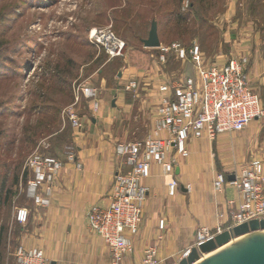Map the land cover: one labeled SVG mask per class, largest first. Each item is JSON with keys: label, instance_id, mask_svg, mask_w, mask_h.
Masks as SVG:
<instances>
[{"label": "rangeland", "instance_id": "rangeland-1", "mask_svg": "<svg viewBox=\"0 0 264 264\" xmlns=\"http://www.w3.org/2000/svg\"><path fill=\"white\" fill-rule=\"evenodd\" d=\"M92 28H109L125 43L123 56L109 59L92 46ZM152 28L162 47L198 46L199 60L179 61L171 50L161 63L160 49L143 43ZM242 57L264 106V0H0V264H15L16 249L33 238L34 217L46 209L24 196L27 160L37 151L60 157L73 145L65 112L74 105L75 86L122 94L137 81L130 95L142 94L139 106L161 74L193 77L199 64ZM86 106L73 108L89 116ZM151 106L149 99L146 113H133L150 120ZM253 123L254 154L264 160V120ZM147 130L139 124L128 140L140 141ZM20 207L29 213L23 225L14 217Z\"/></svg>", "mask_w": 264, "mask_h": 264}, {"label": "built area", "instance_id": "built-area-1", "mask_svg": "<svg viewBox=\"0 0 264 264\" xmlns=\"http://www.w3.org/2000/svg\"><path fill=\"white\" fill-rule=\"evenodd\" d=\"M88 42L109 59L123 56L125 43L109 28H92L87 35ZM161 63L172 50L176 59L190 56L199 60L200 50L194 46L188 52L180 44L171 47H158ZM247 59L231 58L222 63L196 68V75L174 79L161 76L157 79V103L153 115L151 135L140 141L119 142L114 145L115 157L125 169L115 174L109 203L104 207H92L86 214V226L91 234L103 241L111 255V264H118L132 253V239L139 231L142 220V207L148 190L141 180L149 177L151 164L162 167L167 172L171 163L166 157L174 153L184 156L187 142L191 138L207 137L212 140L221 134L244 131L251 123L264 120V107L258 95L252 90L246 70ZM137 81H129L124 91L138 89ZM74 105L65 115L73 129L82 127L81 117L73 108L84 101L93 115L100 108L99 90L88 84L74 87ZM61 157H53L35 152L26 163L28 177L24 196L35 208H47L51 204L57 175L65 161L73 163L80 171L82 164L77 162L73 145L65 146ZM169 194L173 195L178 182L167 175ZM233 180L228 181L224 173H218L213 181V190L222 192L227 184L237 192V208L229 216L225 228H200L191 248L185 249L179 260L186 258L192 248L213 239L218 234L231 231L233 227L251 220L264 219V166L260 158H253L236 168ZM232 204V202H231ZM29 213L24 207L16 210L15 221L25 224ZM163 222L159 227L163 228ZM156 247L143 253L142 264H167L160 259ZM15 264H49L40 248L19 246L15 252ZM171 264H178L173 262Z\"/></svg>", "mask_w": 264, "mask_h": 264}, {"label": "crops", "instance_id": "crops-1", "mask_svg": "<svg viewBox=\"0 0 264 264\" xmlns=\"http://www.w3.org/2000/svg\"><path fill=\"white\" fill-rule=\"evenodd\" d=\"M149 79L155 81L152 77ZM146 83L143 86L149 87ZM122 91L120 94L117 90L104 93L99 90L100 108L96 115L86 106L89 116L87 112L80 116L82 127L73 129L71 135L75 157L82 169L77 171L73 163L65 161L56 177L50 206L34 217L33 238L24 244L40 248L49 264H111L108 248L89 232L86 214L92 207L108 205L115 174L125 169L115 157L114 145L119 141L128 142L133 135L128 130L137 129L141 123L143 128H148L142 139L150 136L157 103L156 82L139 106L136 102L142 94L136 92L131 99L132 92ZM104 96L107 100L102 107ZM149 99L152 106L147 121L133 111L139 108V112L146 113ZM254 129L251 123L242 132L221 134L212 140L191 138L184 156L171 153L166 157V162L174 160L167 172L151 164L149 177L141 180L148 194L139 231L132 239V253L118 264H142L144 251L151 247H156L158 257L167 264L177 262L182 252L193 246L200 228H225L237 208L238 195L229 184L221 193L215 192L213 181L218 173H224L230 181L236 168L257 158L253 144L259 132ZM169 174L178 182L173 195L166 185ZM160 222L163 228L159 227Z\"/></svg>", "mask_w": 264, "mask_h": 264}, {"label": "water", "instance_id": "water-1", "mask_svg": "<svg viewBox=\"0 0 264 264\" xmlns=\"http://www.w3.org/2000/svg\"><path fill=\"white\" fill-rule=\"evenodd\" d=\"M143 43L147 48L160 46L155 28ZM233 179L229 177L230 181ZM178 264H264V219L251 220L218 234L192 248Z\"/></svg>", "mask_w": 264, "mask_h": 264}, {"label": "trees", "instance_id": "trees-1", "mask_svg": "<svg viewBox=\"0 0 264 264\" xmlns=\"http://www.w3.org/2000/svg\"><path fill=\"white\" fill-rule=\"evenodd\" d=\"M264 107V106H263ZM46 155H49V156H53V157H58V156H54V155H52V154H46ZM59 158V157H58Z\"/></svg>", "mask_w": 264, "mask_h": 264}]
</instances>
